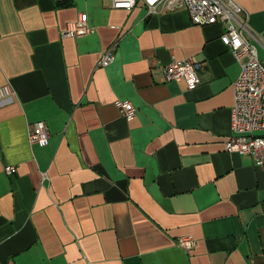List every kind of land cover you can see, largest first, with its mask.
Instances as JSON below:
<instances>
[{"label": "crops", "instance_id": "obj_1", "mask_svg": "<svg viewBox=\"0 0 264 264\" xmlns=\"http://www.w3.org/2000/svg\"><path fill=\"white\" fill-rule=\"evenodd\" d=\"M237 1L264 61V0ZM80 12L93 31L61 37ZM221 30L142 0H0V264H264V164L225 149L239 64ZM191 56L196 87L164 80Z\"/></svg>", "mask_w": 264, "mask_h": 264}, {"label": "built area", "instance_id": "obj_2", "mask_svg": "<svg viewBox=\"0 0 264 264\" xmlns=\"http://www.w3.org/2000/svg\"><path fill=\"white\" fill-rule=\"evenodd\" d=\"M148 13L184 7L191 20L197 24L219 22L222 26L220 39L231 50L239 64V72L233 82V102L230 110V134L225 141V149L247 153L254 157L255 163L264 164V61L257 52L255 43L245 35L250 32L246 20L247 12L237 0H142ZM136 0H112L113 7L132 8ZM85 12L69 21L61 31V37L80 36L93 31ZM115 58L114 45L102 51L98 65L105 66ZM201 61L196 57L173 59L161 65L164 80L184 79L187 88L196 87L197 74ZM9 81L0 83V103L14 95ZM122 115L130 119L135 107L128 100L116 99ZM49 133L43 120H36L28 130L30 143L45 144ZM14 165L7 164L4 171L11 174ZM177 245L189 251L195 245L192 235H181Z\"/></svg>", "mask_w": 264, "mask_h": 264}]
</instances>
